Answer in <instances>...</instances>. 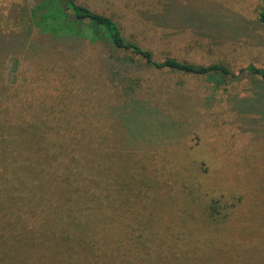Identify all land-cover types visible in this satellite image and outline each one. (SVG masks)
<instances>
[{
    "label": "trees",
    "instance_id": "16d2710c",
    "mask_svg": "<svg viewBox=\"0 0 264 264\" xmlns=\"http://www.w3.org/2000/svg\"><path fill=\"white\" fill-rule=\"evenodd\" d=\"M44 1L38 8L42 4L46 7ZM58 2L63 15L56 17L67 28L60 24L51 29L53 25L44 23L42 29L63 34L70 31L64 37L65 46L78 44L81 56L73 59L65 48L58 49L51 41L41 39L35 45L39 48L36 56L29 58L37 62L26 83L13 86L4 81L0 71V264H148L149 257L152 264L155 256L170 255L165 250L167 245L181 252L187 244L190 251L182 250L181 259L186 264L194 263L196 231L187 225L188 233L168 237L159 234L152 240L155 246H147L152 233L144 221L150 222L148 216L139 215L149 207V199L157 195L167 198V193L184 198L189 191L184 183L174 184L171 161L162 169L154 168L151 161L135 159L128 151L126 137L131 132V119H124L131 116V109H122L146 94L151 95L149 104L156 95L160 106V98L173 89L168 79L174 72L216 83L236 75L220 63L195 64L172 56L157 60L150 48L125 36L111 16L78 0ZM260 20L264 22V9ZM78 24L93 34L73 31ZM105 47L108 52L104 55ZM166 70L171 73L163 78ZM244 70L264 78V70L257 66L249 64ZM113 100L121 107L113 112L102 109ZM134 125L136 129L144 127ZM223 125L213 122L205 130L218 136L224 153L217 157L231 168L238 167L250 158L248 147L255 140L252 135L240 140L236 128L227 132L220 128ZM196 129V133H202ZM243 138L247 139V134ZM181 144V150L190 148ZM194 152L181 158L195 166L200 175L208 176L209 162L204 154ZM230 167H226L229 174ZM231 188L225 184L204 189V199L196 205L182 204L181 212L187 213V207L203 209L206 227L219 216L227 219V208L234 197ZM130 194L141 203L131 219L124 216L130 210ZM156 211L172 212L171 201L167 199L165 210ZM104 228L109 235L98 240L90 236ZM112 241L119 244L116 250L110 246Z\"/></svg>",
    "mask_w": 264,
    "mask_h": 264
},
{
    "label": "rangeland",
    "instance_id": "374dc122",
    "mask_svg": "<svg viewBox=\"0 0 264 264\" xmlns=\"http://www.w3.org/2000/svg\"><path fill=\"white\" fill-rule=\"evenodd\" d=\"M40 1L0 0V71L4 81L13 86L28 81V74L37 62L29 59L39 50L35 48L39 43L37 40L51 41L58 49L65 48L73 59L82 53L78 44L71 48L65 46L64 37L71 34L70 31L66 32L69 34L52 31V35L42 29L46 26L44 23L53 25L51 29L60 24L67 28V24L56 17L63 15L58 0H45L46 7L41 3L38 8ZM78 1L111 16L125 36L150 48L157 60L172 56L195 64L220 63L236 75L216 83L181 72L170 75L171 72L166 70L162 77L170 75L168 80L173 89L160 98V106L156 104V95L149 104L151 95L146 94L134 99L136 101L132 102L135 103L129 108L122 109H131V112L128 110L131 116L126 115L124 119H131L129 130L132 133H128L126 145L135 159L151 161L154 168L162 169L164 163L171 161L174 184L188 186L189 194L185 193L184 198L168 193L167 198L166 195H157L149 199V207L142 214L138 213L139 216H148L150 222L144 221L152 233L147 246H155L152 240L158 239L159 234L168 237L188 233L187 225L189 230L196 231L193 250L197 255H194L196 261L192 264H264V78L244 70L249 64L264 70V22L260 20L264 0ZM74 30L93 34L85 25L78 24V29ZM102 51H105L104 55L108 52L106 47ZM180 81L186 87L176 85ZM119 107L120 103L113 100L112 105H104L102 109L113 112ZM217 121L224 124L220 128L227 132L236 128L240 140L246 141L252 135L255 141L248 147L250 158L247 162L231 168L218 158V154L224 153L217 141L218 136L215 131L205 130L207 125ZM134 124H144V127L136 129ZM196 128L202 133H196ZM246 134L247 139H244ZM181 142L190 148L184 146L181 150ZM191 150L193 152H188ZM194 151L204 154V159L209 162L208 176L200 175L195 166L181 158L185 153L195 155ZM226 167L231 168L230 174ZM225 184L234 190V197L230 200L233 203L227 208V219L219 216L212 226L206 227L203 209L187 207V213L181 212L182 204L201 202L204 189L209 191ZM130 198V210L124 216L131 219L141 203L133 194ZM167 199L171 201L172 212L163 211ZM176 211L180 214L175 215ZM174 216H177V222H174ZM104 235H109L106 228L90 236L98 240ZM110 246L116 250L119 244L112 241ZM181 248L190 251L188 244ZM165 250L170 255L155 256L152 264H186L184 258L181 259L182 250L168 245ZM148 264H151L150 257Z\"/></svg>",
    "mask_w": 264,
    "mask_h": 264
}]
</instances>
